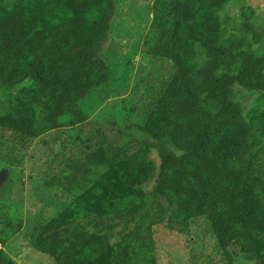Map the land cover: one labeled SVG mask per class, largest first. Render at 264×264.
<instances>
[{
	"label": "trees",
	"instance_id": "16d2710c",
	"mask_svg": "<svg viewBox=\"0 0 264 264\" xmlns=\"http://www.w3.org/2000/svg\"><path fill=\"white\" fill-rule=\"evenodd\" d=\"M63 2L72 18L53 26L22 6L0 19V138L9 140L0 159L11 166L35 140L87 124L81 103L110 80L104 53L114 0ZM227 2L157 1L147 58L168 64L162 78L152 81L150 71L134 90L143 100L145 138L112 152L98 131L92 145L81 144L82 154L72 156L60 138L65 157L47 185L58 189L63 208L32 226L35 251L54 264H131L129 240L145 233L151 241L164 226L204 222L220 255L238 252L264 264V151H256L239 100L244 91L264 93V28L246 12L221 18ZM92 9L101 14L88 24ZM13 98L26 102L25 110L14 112ZM119 161L118 203L91 204L82 191L90 189V174ZM11 227L5 218L0 232ZM0 264L17 263L0 252Z\"/></svg>",
	"mask_w": 264,
	"mask_h": 264
},
{
	"label": "rangeland",
	"instance_id": "374dc122",
	"mask_svg": "<svg viewBox=\"0 0 264 264\" xmlns=\"http://www.w3.org/2000/svg\"><path fill=\"white\" fill-rule=\"evenodd\" d=\"M157 1L164 0H114L110 40L104 53L110 64V80L81 103L88 114V123L63 127L53 135L35 140L27 152L17 154L19 160L14 166L0 159V229L5 218H9L12 224L4 233L0 232V252L17 264H54L48 256L29 245L28 237L32 226L56 216L63 208L59 197L56 198L58 189L47 185V179L58 172L63 157L82 154L81 144L92 145L98 131L112 152L131 150L137 141L145 138L139 130L143 122V100L134 95V90L142 76L145 82V74L150 71L153 73L152 81L162 78V66L168 64L155 65L149 63L147 58L152 50V44H147V39L154 22L153 8ZM21 6L30 13L29 16L48 27L72 18L70 8L63 0H0V19ZM244 12L264 28V0H228L220 17L240 19ZM100 14V10L92 9L87 15L88 24ZM190 48L196 46L191 43ZM150 88V85H146L142 91L148 93ZM239 100L244 106L253 139L258 144L256 151H264V93L244 91ZM25 103L13 98L9 107L19 112L25 110ZM60 138L68 142L65 156L62 148L58 150ZM3 142L9 144L7 138H0V149ZM152 158L156 164L159 163L156 152H153ZM115 165L102 164L90 174V189L82 191L87 193L88 190L87 199L91 204L103 206L109 201L118 203L123 195L118 177L124 163L119 161ZM146 236L144 233L138 242L129 240L131 264L253 263L238 252H232L231 258L220 255L214 246L212 233L204 222L190 223L188 226H164L155 230L151 241H145Z\"/></svg>",
	"mask_w": 264,
	"mask_h": 264
}]
</instances>
